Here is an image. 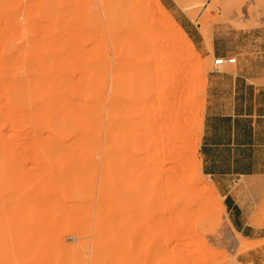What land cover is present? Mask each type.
<instances>
[{
  "label": "rangeland",
  "instance_id": "1",
  "mask_svg": "<svg viewBox=\"0 0 264 264\" xmlns=\"http://www.w3.org/2000/svg\"><path fill=\"white\" fill-rule=\"evenodd\" d=\"M160 1L170 18L130 0L115 23L112 0H0V124L23 126L0 140V264H162L161 235L183 219L181 263L264 264V239L229 228L201 149L230 100L218 76L264 74V0Z\"/></svg>",
  "mask_w": 264,
  "mask_h": 264
},
{
  "label": "crops",
  "instance_id": "2",
  "mask_svg": "<svg viewBox=\"0 0 264 264\" xmlns=\"http://www.w3.org/2000/svg\"><path fill=\"white\" fill-rule=\"evenodd\" d=\"M218 77L231 83L230 100L212 118L211 137L205 133V165L213 162L205 168L223 197L229 228L244 238L262 240L264 223L257 226L261 214L256 211L264 208V74L225 72ZM221 161L227 166L217 165Z\"/></svg>",
  "mask_w": 264,
  "mask_h": 264
},
{
  "label": "bare ground",
  "instance_id": "3",
  "mask_svg": "<svg viewBox=\"0 0 264 264\" xmlns=\"http://www.w3.org/2000/svg\"><path fill=\"white\" fill-rule=\"evenodd\" d=\"M156 2H158V4H159V8H160V10H161V13L162 14H164V13H166V14H169L168 12H167V9H166V7L161 3V1L160 0H156ZM129 3H130V0H112V5H111V10H109V16L111 17V18H113V21L115 22V23H119L120 21H121V19H123V17H125L124 16V13L127 11V9H128V6H129ZM165 15V14H164ZM165 16H167V15H165ZM167 17H169V15L167 16ZM170 18V17H169ZM40 23H41V21H40ZM42 25V27H43V23H41ZM133 25L136 27V29H138V26L141 28V29H146V24H138V23H136V24H134V21H133ZM39 26H40V24H39ZM174 26H175V24H174ZM45 27H46V25H45ZM41 29V28H40ZM47 30V32H49L48 31V29H46ZM43 32V31H42ZM46 31L44 32V33H47ZM173 33H175V34H179L180 36H182L183 37V39H184V41L186 42V43H191V45H192V41H191V39L189 38V36L185 33V31H184V29H183V27L182 26H180V25H176L175 27H171V34H173ZM43 34V33H42ZM50 34H52V33H50ZM30 38H31V36H30ZM33 39V38H32ZM41 39V38H40ZM55 39H57V38H55ZM63 39H65V38H63ZM27 43V42H26ZM28 43H30V39H29V42ZM27 43V44H28ZM43 43V42H42ZM48 43H50V42H48ZM40 44V43H39ZM52 44V43H51ZM43 45H45V44H43ZM49 45V44H48ZM46 47V46H45ZM50 47H52V46H50ZM42 49V48H41ZM45 58H48L47 57V55H46V57ZM44 58V59H45ZM43 59V60H44ZM49 59V58H48ZM52 59V58H51ZM46 60V59H45ZM50 60V59H49ZM53 60V59H52ZM52 60H50V62L52 61ZM40 63H43V62H40ZM56 63V62H55ZM45 67V66H44ZM43 67V68H44ZM54 72V71H53ZM56 72V71H55ZM51 73V72H50ZM53 74V73H52ZM36 77H38L37 75H35ZM53 76H55L54 74H53ZM50 77V76H49ZM59 77H61V75H59ZM66 78V77H65ZM53 80L52 81H56V83L59 81V80H57L56 79V77H55V79L54 78H52ZM37 80V79H36ZM47 80H49V79H47ZM65 80V79H64ZM71 80V79H70ZM69 82V81H68ZM68 82H66L67 84H64V85H69V83ZM39 83V82H38ZM42 84H46V82L44 83H42ZM42 84H39V85H42ZM60 85V84H59ZM64 85H60L61 86V88H63L62 86H64ZM69 87V86H68ZM66 88V87H65ZM37 89V88H36ZM55 89V88H54ZM50 90V89H49ZM66 92H64V93H62V95H65V97H68V96H66V94H65ZM71 93V92H70ZM52 94V93H51ZM69 94V93H68ZM59 95H61L60 93H59ZM58 95V96H59ZM50 96H52V95H50ZM50 96L48 97V98H46L47 100L48 99H50ZM58 96H56L54 99H53V97L50 99V100H54L55 102L56 101H58V100H56V98H58ZM78 97V96H77ZM76 97V98H77ZM68 98H73V97H68ZM79 98H81V97H79ZM58 99H60V100H63V99H61V97H59ZM67 99V98H66ZM78 99V98H77ZM68 100V99H67ZM72 100H75V97H74V99H72ZM85 100H87V99H85ZM69 101V100H68ZM76 101H80V100H76ZM75 101V103L77 104V102ZM42 102V101H41ZM40 102V103H41ZM46 102V101H45ZM50 102V101H49ZM61 102H63V101H61ZM66 102V101H65ZM72 102V101H71ZM74 102V101H73ZM42 103H44V101L42 102ZM68 103V102H67ZM84 103H85V101H84ZM57 104V103H56ZM55 104V105H56ZM65 104V103H64ZM88 104V101H86V104L85 105H87ZM45 105L46 104H43L42 106L43 107H45ZM47 105H49V104H47ZM47 105H46V108H47ZM58 105V104H57ZM83 105V104H82ZM162 105H163V108L166 110V109H168V111L170 110V112L171 113H173V111L174 110H182L183 108H184V106H183V104H181L179 101H175V102H170L169 104H166V103H162ZM37 106H38V104H37ZM51 106V105H50ZM53 106H54V104H53ZM53 106H51L48 110H57L58 108H54V109H52L53 108ZM75 107H77V105H74ZM38 107H41V106H38ZM43 107H41V108H43ZM57 107H59V105L57 106ZM41 108H39V110L41 109ZM71 108H73V106L71 105ZM77 109V108H76ZM80 109V108H79ZM82 109V108H81ZM27 111L26 112H29L28 111V109H26ZM39 110L37 109H34V111H37V112H39ZM44 110H46V109H44ZM47 110V111H48ZM63 110H64V108H63ZM84 110H86V109H84ZM33 111V110H32ZM31 111V112H32ZM33 111V112H34ZM42 111V110H41ZM66 111H68V110H66ZM61 112V111H60ZM83 112V111H82ZM82 112H80V113H82ZM88 112V111H87ZM34 113H36V112H34ZM40 113V112H39ZM58 113V112H57ZM77 113H78V111H77ZM76 114V113H75ZM83 114V113H82ZM87 114V113H86ZM23 115H25V114H23ZM54 115V114H53ZM64 115V114H63ZM62 115V116H63ZM27 116H29V115H27ZM55 117H53V119H54V121H56V119L55 118H59L60 119V116L58 117L57 115H54ZM30 117V116H29ZM66 119V118H65ZM25 120L27 121L28 119H26V117H25ZM21 122H23V121H21ZM25 123V122H24ZM58 123H60V122H58ZM55 124V122L54 123H52V124H55V127H59L58 125L59 124ZM9 124V123H8ZM8 124H5V123H1L0 124V140L2 139H5V138H7V137H5V138H3L4 136V133H3V130H4V127L6 126V125H8ZM21 123H19V124H14V123H10L9 125L13 128V130L14 131H12V132H18V131H20V130H18L19 128H22L23 126L22 125H20ZM29 124H33V123H28L27 125H29ZM175 124V123H174ZM22 126V127H21ZM85 126V125H84ZM29 127V126H28ZM51 129H53V126L51 125ZM89 127V126H88ZM177 127V126H176ZM175 127V128H176ZM35 128V127H34ZM34 128H32V130L31 131H33L34 130ZM25 129V128H24ZM28 129H31V128H28ZM37 129V128H36ZM89 129V128H88ZM18 130V131H17ZM22 130V129H21ZM48 130V129H47ZM46 130V131H47ZM5 131V130H4ZM27 131H30V130H27ZM49 131H51V130H49ZM80 131V130H79ZM22 132V131H21ZM20 132V134H22ZM24 132H26L25 130H24ZM35 132L36 131H33V133L35 134ZM37 132H38V130H37ZM48 132V131H47ZM46 132V134H48ZM55 132V131H54ZM58 132V131H57ZM19 133V132H18ZM29 133H32V132H29ZM40 133H41V130L38 132V133H36V136L38 137V138H40L37 134H39L40 135ZM44 133V132H43ZM51 133H53V131L51 132ZM59 133V135H60V132H58ZM89 133L90 132H88V131H85V132H82V131H80V134H79V132H78V136L75 138V136H74V138H75V141L76 142H83V140H85V139H87V138H89ZM15 134V133H14ZM50 134V133H49ZM6 136H7V134H5ZM51 135V134H50ZM34 136V135H33ZM42 136H44V135H42ZM46 136H49V135H46ZM52 137H54V138H57L58 136H52ZM91 137V136H90ZM19 138H20V136H19ZM22 138H24V137H22ZM28 138H29V136H28ZM27 138V139H28ZM37 138V140H41V139H38ZM50 139H51V137H49ZM54 138H52V139H54ZM32 139H35V138H32ZM1 140V141H2ZM7 140H9V139H7ZM6 139L4 140V141H7ZM20 140V139H19ZM44 140L45 141H47L45 138H44ZM58 140H60V139H58ZM74 140V139H73ZM30 141V140H29ZM35 142H38V141H35ZM40 142H42V141H40ZM54 142H56L55 141V139H54ZM175 207H174V209H177V204L175 203V204H173ZM170 210H172L171 208H167V210H166V212L167 213H170ZM176 211V210H175ZM183 221H185V219H183L178 225H174L175 227H172V228H170V230H168V231H164L163 233H162V235H161V238H163L164 237V239L162 240V245H160V248H159V251L157 252V255H158V257H157V259H159L160 260V258H162V264H183V263H181V259H182V257H183V255H184V251L186 250V248H187V246H188V244L190 243V240L191 239H193V234H192V232L191 231H189V232H186L185 231V226H183ZM170 245H173V247H172V249H169V247H170ZM195 252L194 251H192V253H190V254H194ZM160 256V257H159ZM157 259H155V262L157 261Z\"/></svg>",
  "mask_w": 264,
  "mask_h": 264
},
{
  "label": "built area",
  "instance_id": "4",
  "mask_svg": "<svg viewBox=\"0 0 264 264\" xmlns=\"http://www.w3.org/2000/svg\"><path fill=\"white\" fill-rule=\"evenodd\" d=\"M236 62L237 58L233 56H219L214 61L216 67L222 66L226 63L233 64Z\"/></svg>",
  "mask_w": 264,
  "mask_h": 264
}]
</instances>
